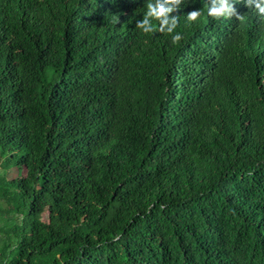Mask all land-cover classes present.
<instances>
[{"label":"trees","instance_id":"obj_1","mask_svg":"<svg viewBox=\"0 0 264 264\" xmlns=\"http://www.w3.org/2000/svg\"><path fill=\"white\" fill-rule=\"evenodd\" d=\"M149 2L0 0V264H264V15Z\"/></svg>","mask_w":264,"mask_h":264},{"label":"clouds","instance_id":"obj_2","mask_svg":"<svg viewBox=\"0 0 264 264\" xmlns=\"http://www.w3.org/2000/svg\"><path fill=\"white\" fill-rule=\"evenodd\" d=\"M254 2L259 14L264 15V0H249ZM183 0H155L147 4V11L142 19L136 21V27L143 33H152L156 27L151 23L150 18L159 21V31L173 33L172 42L176 43L181 39L179 32H174L177 25V17L170 16L174 10L181 8ZM208 14L213 17L231 16L236 14L233 7V0H212V5L208 9ZM199 15L198 10H193L187 15L189 21H193Z\"/></svg>","mask_w":264,"mask_h":264},{"label":"rangeland","instance_id":"obj_3","mask_svg":"<svg viewBox=\"0 0 264 264\" xmlns=\"http://www.w3.org/2000/svg\"><path fill=\"white\" fill-rule=\"evenodd\" d=\"M21 172H23V170Z\"/></svg>","mask_w":264,"mask_h":264}]
</instances>
